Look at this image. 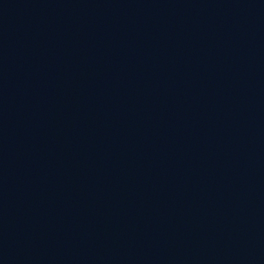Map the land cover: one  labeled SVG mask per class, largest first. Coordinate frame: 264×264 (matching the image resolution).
Instances as JSON below:
<instances>
[{"label": "water", "instance_id": "water-1", "mask_svg": "<svg viewBox=\"0 0 264 264\" xmlns=\"http://www.w3.org/2000/svg\"><path fill=\"white\" fill-rule=\"evenodd\" d=\"M0 264H264V0H0Z\"/></svg>", "mask_w": 264, "mask_h": 264}]
</instances>
